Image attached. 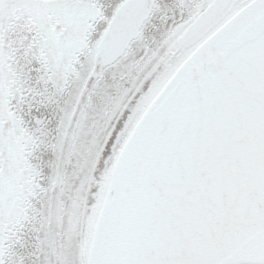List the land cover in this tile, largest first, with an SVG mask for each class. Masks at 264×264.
I'll return each instance as SVG.
<instances>
[{
	"label": "snow or ice",
	"instance_id": "1",
	"mask_svg": "<svg viewBox=\"0 0 264 264\" xmlns=\"http://www.w3.org/2000/svg\"><path fill=\"white\" fill-rule=\"evenodd\" d=\"M0 264H264V0H0Z\"/></svg>",
	"mask_w": 264,
	"mask_h": 264
}]
</instances>
